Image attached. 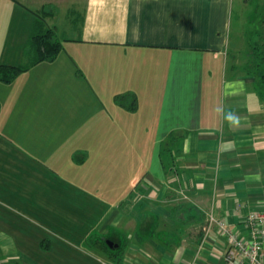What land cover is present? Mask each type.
Instances as JSON below:
<instances>
[{"label":"crops","instance_id":"crops-1","mask_svg":"<svg viewBox=\"0 0 264 264\" xmlns=\"http://www.w3.org/2000/svg\"><path fill=\"white\" fill-rule=\"evenodd\" d=\"M68 1L57 59L0 81V263L191 264L207 212L264 206V98L231 47L233 0ZM20 22L0 64L25 60ZM217 240L204 264H224Z\"/></svg>","mask_w":264,"mask_h":264},{"label":"trees","instance_id":"trees-1","mask_svg":"<svg viewBox=\"0 0 264 264\" xmlns=\"http://www.w3.org/2000/svg\"><path fill=\"white\" fill-rule=\"evenodd\" d=\"M12 1L21 4V0ZM33 12L35 14V20L25 48V60L19 65L0 64V81L3 83L10 84L14 82L19 75L27 72L39 63L55 61L64 48L62 39L59 37L55 27L50 26L48 23V17L53 15L52 12L46 9ZM246 37H248L247 50H249L247 52V65H250L247 68L248 73L257 80L258 88L264 98V33L256 29L252 33H246ZM115 100L126 109L133 111L137 108L135 94H119L115 97ZM166 146L167 144H165L163 149L167 148ZM93 242L99 250L112 259L113 263L121 262L120 246L118 248H111L106 241L99 238ZM113 244L115 246L114 242Z\"/></svg>","mask_w":264,"mask_h":264},{"label":"built area","instance_id":"built-area-1","mask_svg":"<svg viewBox=\"0 0 264 264\" xmlns=\"http://www.w3.org/2000/svg\"><path fill=\"white\" fill-rule=\"evenodd\" d=\"M233 213L234 222L216 216L213 211L206 213L203 240L191 264H204L198 258L214 233L224 264H264V206L248 207L238 202Z\"/></svg>","mask_w":264,"mask_h":264},{"label":"rangeland","instance_id":"rangeland-1","mask_svg":"<svg viewBox=\"0 0 264 264\" xmlns=\"http://www.w3.org/2000/svg\"><path fill=\"white\" fill-rule=\"evenodd\" d=\"M22 2L27 7H22V9L11 0H0V31H12L15 24L12 25L10 20L13 15L22 16V22L18 25V29L32 27L35 18L33 11H43L44 9L52 12L53 15L48 17V23L50 26H54L57 21L54 19L55 16L63 22L64 15L67 13L64 5L69 3L68 0H22ZM3 16H6V20ZM231 21V47L236 50L239 58L238 63L243 68L248 60L247 52L249 51L247 50L248 37H246V33H252L256 29L264 33V0H233ZM60 31L62 33V29ZM249 66L246 64L247 68ZM244 72L246 73V70Z\"/></svg>","mask_w":264,"mask_h":264},{"label":"clouds","instance_id":"clouds-1","mask_svg":"<svg viewBox=\"0 0 264 264\" xmlns=\"http://www.w3.org/2000/svg\"><path fill=\"white\" fill-rule=\"evenodd\" d=\"M217 111H221V109H217ZM226 119H228L229 121H232L233 123H236L237 122V117H235L234 115L232 114H228L226 116Z\"/></svg>","mask_w":264,"mask_h":264},{"label":"water","instance_id":"water-1","mask_svg":"<svg viewBox=\"0 0 264 264\" xmlns=\"http://www.w3.org/2000/svg\"><path fill=\"white\" fill-rule=\"evenodd\" d=\"M107 244L111 247V248H113L114 247V244H113V242L112 241H107ZM117 246V245H116Z\"/></svg>","mask_w":264,"mask_h":264}]
</instances>
